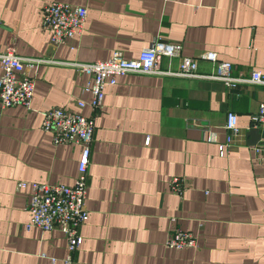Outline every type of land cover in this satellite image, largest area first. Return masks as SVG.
<instances>
[{"label": "crops", "instance_id": "0c3cea01", "mask_svg": "<svg viewBox=\"0 0 264 264\" xmlns=\"http://www.w3.org/2000/svg\"><path fill=\"white\" fill-rule=\"evenodd\" d=\"M49 1L87 7L83 33L52 44L41 13ZM157 38L182 46L181 56L159 58L165 71L188 56L198 59L199 73H212L216 63L201 54L214 51L235 75L264 73V0H0V46L46 60L26 67L35 80L31 107L0 106V264H63L67 254L62 231L27 228L32 190L18 188L20 181L75 183L80 146L56 145L42 129L44 112L58 106L96 123L89 219L74 264H264V126L253 125L264 84L230 88L130 73L106 86L104 106L94 111L90 77L69 64L108 60L115 51L138 58ZM229 112L240 135L221 155ZM175 176L185 184L181 193L170 188ZM175 229L195 234L197 247L168 248Z\"/></svg>", "mask_w": 264, "mask_h": 264}, {"label": "built area", "instance_id": "2783aa9c", "mask_svg": "<svg viewBox=\"0 0 264 264\" xmlns=\"http://www.w3.org/2000/svg\"><path fill=\"white\" fill-rule=\"evenodd\" d=\"M42 25L51 33V43L57 46L67 44L71 39L84 31L88 9L82 5L66 2L49 1L41 9ZM182 46L155 39L144 48L138 58H125L121 51L113 52L108 60L96 62H69L70 65L87 74L90 79L85 90L92 94L90 105L94 111L104 106L105 88L114 85L117 76L130 73L169 74L182 77L212 79L223 82L230 88L250 82L264 84V73L254 70L250 77L233 73V64L218 59L217 52L208 51L201 58L216 63L215 71L209 74L199 73L198 59L182 56L177 71H165L159 66L161 56L179 57ZM37 58L18 55L12 46H0V106L10 108L17 105L31 107L35 91V80L26 73L27 65L39 63ZM86 102L78 101L79 109L86 107ZM255 127L264 126V102L259 105L253 117ZM95 117L85 116L80 111L66 107H54L44 112L42 129L53 134L56 145L76 144L81 148L78 162V174L73 185L64 183L18 182V188L30 187L32 190L28 203L30 219L27 228L37 227L44 232L60 230L67 238V254L63 264H74V254L83 243L81 227L89 219L86 207L88 190V167L91 162L92 144L95 133ZM225 128L228 131L226 141L219 144V152L224 155L240 135L238 116L234 112L227 114ZM207 141L215 142L213 133L206 136ZM172 191L181 193L185 184L179 176L172 178ZM197 237L192 232L175 229L169 236L166 246L170 249L196 248ZM56 258H52L54 262Z\"/></svg>", "mask_w": 264, "mask_h": 264}, {"label": "water", "instance_id": "95a60500", "mask_svg": "<svg viewBox=\"0 0 264 264\" xmlns=\"http://www.w3.org/2000/svg\"><path fill=\"white\" fill-rule=\"evenodd\" d=\"M250 132L251 134H255L257 132L258 137L260 136L259 129H252Z\"/></svg>", "mask_w": 264, "mask_h": 264}]
</instances>
